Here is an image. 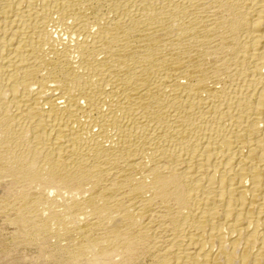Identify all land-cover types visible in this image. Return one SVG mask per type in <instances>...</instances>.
I'll use <instances>...</instances> for the list:
<instances>
[{
  "label": "bare ground",
  "instance_id": "bare-ground-1",
  "mask_svg": "<svg viewBox=\"0 0 264 264\" xmlns=\"http://www.w3.org/2000/svg\"><path fill=\"white\" fill-rule=\"evenodd\" d=\"M0 220L35 264H264V0H0Z\"/></svg>",
  "mask_w": 264,
  "mask_h": 264
},
{
  "label": "rangeland",
  "instance_id": "rangeland-1",
  "mask_svg": "<svg viewBox=\"0 0 264 264\" xmlns=\"http://www.w3.org/2000/svg\"><path fill=\"white\" fill-rule=\"evenodd\" d=\"M1 221L2 220H0V264H35V260L37 259L36 257L38 256V253L36 251V248L33 247H26L24 249H21V251L19 250L17 253H13L7 257L1 255V251H3L6 247L9 248L10 246V236H5L10 235V233L12 232L10 227L8 228V226H6L4 223H1ZM7 231H10L9 234Z\"/></svg>",
  "mask_w": 264,
  "mask_h": 264
}]
</instances>
